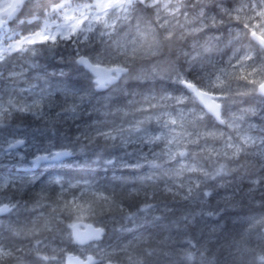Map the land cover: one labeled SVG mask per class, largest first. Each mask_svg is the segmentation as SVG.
Returning <instances> with one entry per match:
<instances>
[{
    "label": "snow or ice",
    "instance_id": "obj_1",
    "mask_svg": "<svg viewBox=\"0 0 264 264\" xmlns=\"http://www.w3.org/2000/svg\"><path fill=\"white\" fill-rule=\"evenodd\" d=\"M0 164V264H264V0H0Z\"/></svg>",
    "mask_w": 264,
    "mask_h": 264
},
{
    "label": "trees",
    "instance_id": "obj_2",
    "mask_svg": "<svg viewBox=\"0 0 264 264\" xmlns=\"http://www.w3.org/2000/svg\"><path fill=\"white\" fill-rule=\"evenodd\" d=\"M63 55L67 56L68 52L65 51L63 52ZM59 59V57H57V60ZM53 64L56 63V61H52ZM107 94V93H105ZM123 103V101H122ZM109 120L111 119H116L117 121L119 120V117H109ZM21 131L26 132V135L28 136V138H31V131L30 130H26L24 128H21ZM42 139V138H41ZM11 167V166H9ZM0 168H3V165L0 164ZM40 175L44 176L45 180H49L55 176H66L67 178L71 179L73 177L75 178H79V175L82 174H77V173H73V172H69V170L67 169V167L64 168H58V169H46L45 172H38ZM45 173H47L45 175ZM116 175H119V173H116ZM125 176H128L127 173H125ZM96 179L102 180V181H111L113 179V173L109 172L107 173V175H105L104 173H100L99 176L96 177ZM260 210L258 208H253L252 212H245L244 214L241 215H236L233 213H229L227 215H225L224 219L221 220V225L226 227V231L221 233V239H220V243L227 248L228 244L233 243L234 240L238 241L241 239V236L243 235V231L244 228L247 227L246 224V216L247 215H251L254 214L255 212H259ZM6 223V221H4ZM147 235L146 232H136L135 235L139 236V235ZM110 235L112 236L113 234L110 233ZM123 235V236H122ZM121 242H127L128 240H131L133 238V234L130 233H121ZM226 237V239H225ZM112 239V237H111ZM205 239H207V237H205ZM118 239H116L115 243L117 242ZM248 242L250 243V245L252 247H256V251L259 252L261 249L259 247H257L258 241L256 239V234L253 232L250 236L247 237ZM112 243V241H110ZM217 245L215 243L211 244L210 247L215 248ZM224 255H227V252L223 253Z\"/></svg>",
    "mask_w": 264,
    "mask_h": 264
},
{
    "label": "rangeland",
    "instance_id": "obj_3",
    "mask_svg": "<svg viewBox=\"0 0 264 264\" xmlns=\"http://www.w3.org/2000/svg\"><path fill=\"white\" fill-rule=\"evenodd\" d=\"M225 35H226V33H225ZM226 58V57H225ZM30 158V157H29ZM6 163V162H5ZM37 174H39V173H37ZM40 175V174H39ZM123 236V235H122ZM121 233H116V234H113L111 237H112V239H111V241H112V243H115V241H116V239H118V240H121Z\"/></svg>",
    "mask_w": 264,
    "mask_h": 264
},
{
    "label": "flooded vegetation",
    "instance_id": "obj_4",
    "mask_svg": "<svg viewBox=\"0 0 264 264\" xmlns=\"http://www.w3.org/2000/svg\"><path fill=\"white\" fill-rule=\"evenodd\" d=\"M46 171V169H41V170H39V172H45Z\"/></svg>",
    "mask_w": 264,
    "mask_h": 264
},
{
    "label": "bare ground",
    "instance_id": "obj_5",
    "mask_svg": "<svg viewBox=\"0 0 264 264\" xmlns=\"http://www.w3.org/2000/svg\"><path fill=\"white\" fill-rule=\"evenodd\" d=\"M87 222V221H86Z\"/></svg>",
    "mask_w": 264,
    "mask_h": 264
}]
</instances>
